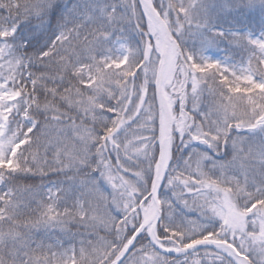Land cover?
I'll use <instances>...</instances> for the list:
<instances>
[{"label":"snow or ice","instance_id":"snow-or-ice-1","mask_svg":"<svg viewBox=\"0 0 264 264\" xmlns=\"http://www.w3.org/2000/svg\"><path fill=\"white\" fill-rule=\"evenodd\" d=\"M0 264H264V0H0Z\"/></svg>","mask_w":264,"mask_h":264}]
</instances>
